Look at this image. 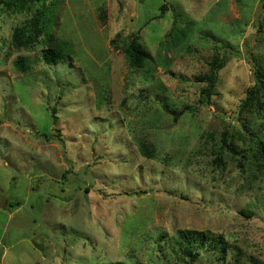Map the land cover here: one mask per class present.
<instances>
[{
	"label": "rangeland",
	"instance_id": "rangeland-1",
	"mask_svg": "<svg viewBox=\"0 0 264 264\" xmlns=\"http://www.w3.org/2000/svg\"><path fill=\"white\" fill-rule=\"evenodd\" d=\"M50 2L75 49L52 66L43 42L13 46L28 14L0 0V264H189L170 245L185 229L230 245L194 264H264V109L241 107L251 62L264 72V0ZM136 34L152 56L140 70L124 53ZM214 58L226 65L207 104Z\"/></svg>",
	"mask_w": 264,
	"mask_h": 264
},
{
	"label": "trees",
	"instance_id": "trees-1",
	"mask_svg": "<svg viewBox=\"0 0 264 264\" xmlns=\"http://www.w3.org/2000/svg\"><path fill=\"white\" fill-rule=\"evenodd\" d=\"M53 2L49 0H4V4L8 11L12 13H27L28 17L24 22L15 27L12 34V44L16 49H31L40 42L44 43L41 49V59L46 65H56L59 62L71 60L74 52L73 43L64 38H58L51 30V12ZM51 6V7H50ZM162 6V10L164 11ZM161 17V16H159ZM115 42V40H114ZM125 57L128 65L133 69H143L145 64L151 59V52L144 46L141 41V35L136 34L129 44L124 49ZM252 63V72L255 77V88L248 91L246 98L242 101L241 107L251 110L256 108L257 111L264 109V72L260 74V68H256ZM15 67L23 73L29 72L33 66L29 59L23 55H19L14 62ZM226 65V61L221 58H214L211 62L209 74L206 77L208 87L204 90L206 103H211V96L213 95L214 86L218 81L220 70ZM262 71V70H261ZM50 115L52 123L58 122L57 107L51 108ZM48 137V136H47ZM233 137L228 132L222 134V146H226L231 155L238 154V150L231 140ZM231 140V145H230ZM257 148L252 151V157H256L255 162H260L264 159V139L257 137ZM224 149V147L222 148ZM140 154L147 158H153L157 148L144 141H140ZM170 245L177 246L184 256L187 258L189 264H194L198 260L203 250H212L217 252L222 257H226L230 245L222 234H214L210 231H199L193 229L180 230L175 240H172ZM174 250V248H172ZM109 264H127L125 262H116Z\"/></svg>",
	"mask_w": 264,
	"mask_h": 264
}]
</instances>
